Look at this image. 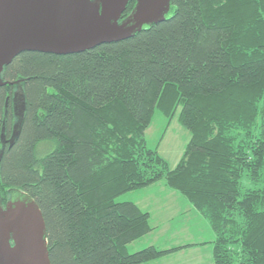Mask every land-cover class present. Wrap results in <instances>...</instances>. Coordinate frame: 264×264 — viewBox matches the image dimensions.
I'll use <instances>...</instances> for the list:
<instances>
[{
    "label": "trees",
    "instance_id": "1",
    "mask_svg": "<svg viewBox=\"0 0 264 264\" xmlns=\"http://www.w3.org/2000/svg\"><path fill=\"white\" fill-rule=\"evenodd\" d=\"M1 78L0 127L13 85L24 109L0 188L37 203L51 264H145L207 243L128 251L155 227L116 198L156 182L207 219L208 264H264V0H170L162 21L127 38L24 51ZM177 109L190 136L170 167L145 131L155 110Z\"/></svg>",
    "mask_w": 264,
    "mask_h": 264
},
{
    "label": "water",
    "instance_id": "2",
    "mask_svg": "<svg viewBox=\"0 0 264 264\" xmlns=\"http://www.w3.org/2000/svg\"><path fill=\"white\" fill-rule=\"evenodd\" d=\"M128 1L0 0V86L6 83L3 67L21 52H81L162 21L170 8V0H135L119 21ZM23 109L11 141L19 134ZM12 190L6 206H0V264H51L39 206L23 191Z\"/></svg>",
    "mask_w": 264,
    "mask_h": 264
},
{
    "label": "rangeland",
    "instance_id": "3",
    "mask_svg": "<svg viewBox=\"0 0 264 264\" xmlns=\"http://www.w3.org/2000/svg\"><path fill=\"white\" fill-rule=\"evenodd\" d=\"M168 117H169L168 115L163 114L160 110H155L151 122L145 131V137L148 146L149 147L156 146L157 151L163 158H165L169 162L170 167H174L184 150V147L189 139L190 133L180 124L178 120V109L174 112L171 118ZM159 183L165 186L163 182H156L151 185H155ZM156 187L159 188V185H156ZM145 190L146 189H138L132 192H127L124 195L118 196L116 200L125 198L126 200H131L135 202L133 199L136 198L138 199L139 197L140 201H145L144 196L139 193L140 191L143 192ZM146 194L148 197V193ZM155 195L156 194L153 192L152 195L149 196V201H152ZM145 204L151 210L152 215L150 213L149 214L152 225L157 226L159 224V226L156 227L157 229H155L156 230L155 233H150L129 244L127 248L130 253L142 249L148 246L150 243L154 244L158 248L168 247L177 244H184V242L187 241L186 240L187 238L183 234L180 235L179 228L181 227V224H185V226L190 227V230L188 228L187 229L193 232L194 234L192 238L193 240L207 242L205 244H199V245H203L202 254H206L205 257L193 261L192 264H208L212 260V254H210L212 244L210 243V241L214 239V233L207 219H205L204 217H202L200 214L197 213L198 214L197 219L195 217H192L190 224H186L185 223L186 220L181 221L179 219L180 216H176L174 218L175 214L173 213H171V215L168 216V218L163 216L165 212L160 211V209L162 208L161 201H157L156 204L154 202L148 204V202L145 201ZM143 210L147 211L148 209L143 208ZM150 210H148V212ZM157 213H159L160 215ZM165 223H167L166 225H172L171 232L167 233L166 235L162 234L163 231L162 228L166 227V225H163ZM194 231H196L197 233ZM192 243H201V242H192ZM192 255L193 253H186L185 255L183 253L181 254L173 253V255H168L158 260L151 261L148 264H183V261H185L189 257H192Z\"/></svg>",
    "mask_w": 264,
    "mask_h": 264
},
{
    "label": "crops",
    "instance_id": "4",
    "mask_svg": "<svg viewBox=\"0 0 264 264\" xmlns=\"http://www.w3.org/2000/svg\"><path fill=\"white\" fill-rule=\"evenodd\" d=\"M156 185H159V188H157ZM143 189H146V190L143 192L140 191L139 193L144 196V200L147 201L148 204L153 203V202L156 204L157 201H161V207L162 208L160 209V211L165 212L163 216H165L166 218H168V216H170L171 213H173V214H175L174 218L176 216H180L179 219L181 221L186 220V222H185L186 224H190L192 217H195L197 219V215H198L197 212L191 207V205L181 195H179L174 190H171V189L161 185V183L155 184V185H150V186L143 188ZM153 192L157 196L155 195L154 199L152 201H149V196H151ZM146 193H148V197H147ZM133 200L136 202V204L141 209L145 208V209L150 210L148 208V206L145 204V201H140L139 197H138V199L136 198ZM149 213L151 214V210L149 211ZM157 214H159V213H157ZM166 224L167 223H165L163 225H166ZM158 226H159V224L157 226H154L155 229H157L156 227H158ZM171 228H172V225H166V227L162 228L163 229L162 234L166 235L167 233L171 232ZM187 228L190 230V227L185 226V224H181V227L179 228L180 235L183 234L187 238L186 239L187 241L184 242V244L185 243H192V242H204V241L193 240L192 238H193L194 234L192 231H189ZM155 229L150 233H155V231H156ZM194 232H196V231H194ZM149 245H154V244L150 243ZM202 248H203V245H197V246L189 247L187 249H183V250L178 251L177 253H174V254L183 253L185 255L186 253H193L192 257H189L188 259L183 261V264H192L193 261H196V260H199V259H202L203 257H205L206 254H202ZM196 251H198V252H196ZM210 254H211V250H210ZM171 255H173V254H171ZM188 255H190V254H188Z\"/></svg>",
    "mask_w": 264,
    "mask_h": 264
},
{
    "label": "flooded vegetation",
    "instance_id": "5",
    "mask_svg": "<svg viewBox=\"0 0 264 264\" xmlns=\"http://www.w3.org/2000/svg\"><path fill=\"white\" fill-rule=\"evenodd\" d=\"M129 12H124L122 14V18L119 20L121 21L124 19ZM3 86V85H2ZM2 111V123L0 127V156L3 153V150L7 145H12L13 141H11L12 137L15 134L16 124H17V116L22 112L23 109V99L21 97V93L18 87L13 85L11 89V93L6 94L5 104ZM11 116V124L8 130L7 128V121L8 116ZM14 191L11 188H8L6 191L0 188V206L5 207L6 203L9 199L13 196Z\"/></svg>",
    "mask_w": 264,
    "mask_h": 264
}]
</instances>
